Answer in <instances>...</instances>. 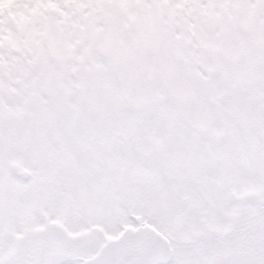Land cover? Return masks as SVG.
<instances>
[{
    "label": "snow or ice",
    "instance_id": "obj_1",
    "mask_svg": "<svg viewBox=\"0 0 264 264\" xmlns=\"http://www.w3.org/2000/svg\"><path fill=\"white\" fill-rule=\"evenodd\" d=\"M0 264H264V0H0Z\"/></svg>",
    "mask_w": 264,
    "mask_h": 264
}]
</instances>
